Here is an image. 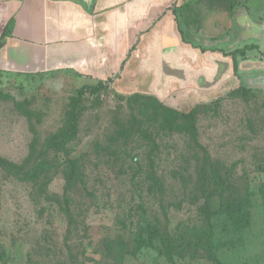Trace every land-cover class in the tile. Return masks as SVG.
Wrapping results in <instances>:
<instances>
[{
	"label": "rangeland",
	"instance_id": "1",
	"mask_svg": "<svg viewBox=\"0 0 264 264\" xmlns=\"http://www.w3.org/2000/svg\"><path fill=\"white\" fill-rule=\"evenodd\" d=\"M212 1L222 8L243 0ZM261 71L215 93H178L161 101L180 111L196 107L190 120L198 149L185 132L148 125L145 118L157 103L147 95H123L108 82L98 92H81L88 84L69 73H0L1 264H217L194 242L193 227L209 214L215 238L235 241L218 249L222 262L264 264V90L241 85L262 80L264 86ZM133 117L148 127L136 123V134L113 153L117 144L109 140ZM142 126L156 131V147L141 137ZM55 141L66 146L51 147ZM35 149L47 150L53 165L65 157L84 161L88 187L74 194V221L54 200L65 184L60 168L48 197L20 172L3 169L5 161L23 166ZM151 171L161 178L163 191L150 189ZM216 184L225 185L224 195L252 201L251 223L242 231L234 233L228 218L213 214L219 197L208 199L202 189ZM144 220L159 225L154 238L141 231Z\"/></svg>",
	"mask_w": 264,
	"mask_h": 264
},
{
	"label": "crops",
	"instance_id": "2",
	"mask_svg": "<svg viewBox=\"0 0 264 264\" xmlns=\"http://www.w3.org/2000/svg\"><path fill=\"white\" fill-rule=\"evenodd\" d=\"M1 39V74H75L160 101L211 94L264 71V0H0ZM247 44L259 49L227 54Z\"/></svg>",
	"mask_w": 264,
	"mask_h": 264
},
{
	"label": "trees",
	"instance_id": "3",
	"mask_svg": "<svg viewBox=\"0 0 264 264\" xmlns=\"http://www.w3.org/2000/svg\"><path fill=\"white\" fill-rule=\"evenodd\" d=\"M6 34L7 30H5L3 35ZM2 44L3 42L1 39L0 47L2 46ZM255 48L259 49V46L255 44H247L227 54L232 55L236 60L238 55L245 56L248 50ZM261 54L264 56L263 52H261ZM105 84L106 82L100 81L96 85H84L81 89V92H83V90L98 92L103 88ZM244 87L249 90L251 89L246 86ZM132 95L145 94L136 93ZM147 96L157 103V108L155 109L154 113L147 115L145 118L149 126H152L150 124H154V129L156 131H163L164 129H168L172 132H185L186 134L191 136L190 140L194 144V147L197 149L200 148L196 127L190 120V118L193 117V114L195 113L196 107H191L189 111H180L174 106L165 105L156 97L150 95ZM136 123L139 124L138 126L143 125L148 127V125L144 124L143 121L135 117H133V120L126 122V124L122 123L118 125L116 134L113 135V137L109 140V142H111L112 144H117L112 147L113 153L117 152L118 148L122 146V141L124 144H126L129 142V139H131L133 135L136 134V131L139 129L137 128L138 126L136 127ZM76 124L77 116L75 113H73L71 115L72 138L76 136ZM143 126L141 130V137L147 138L150 143H152L153 147H156L157 136H154V132L156 131L153 130V132H151L149 131V129L143 128ZM49 145L51 147L54 146L62 148L66 146V142L59 144L57 141H55L52 144L49 143ZM96 146L101 147V144L97 143ZM35 151L33 153L31 151L27 162H24L23 166L5 161L8 166H3V169L9 170L10 173L15 174H18L20 172L27 181H33V185L37 188V191L41 195L48 197V186L53 180L55 173L59 170L58 168H60L65 179V184L63 193L58 196L56 195V198L54 200L60 205L62 212L65 213L69 221H74L75 210L72 208V205L75 203L74 194L82 193L83 191L86 192L88 187V176L86 174L84 161L80 157H65L63 161L56 165H53L49 161V153L47 152V150L39 152L35 149ZM196 169H201V172L204 171L205 174V169L203 167H196ZM150 173L151 174H148V176L149 178L153 179V183L151 184L150 189L163 191L165 186H163L161 178L158 177V174H156L155 172L153 174V171H151ZM211 174L214 176L218 173H216L213 169L211 171ZM211 186L212 188L208 187L207 192L206 190L202 188L201 189L207 194L208 199L214 198L216 196L219 197L218 207L214 208L213 214H218L220 216L223 215L224 217L228 218L233 229L232 231H234V233H238L248 227L251 223L250 207L252 205V201L245 195H224L226 188L223 184H216ZM63 204L65 205L64 209H62ZM207 209L211 208L207 207ZM141 222V231H146L149 237L154 238L156 234L160 232V227L155 222L148 220H144ZM193 229L195 231L194 234H196L198 238L197 241H194L197 244L196 247L202 249L206 253L207 257L213 262H216L217 264H227L219 259L217 251L220 248L228 246V244H233L235 241L234 239L228 240L222 237L218 239L215 238V225L212 222L211 215H206L202 219L200 224L194 226ZM166 233L169 244L174 247V238L171 234H169V232L166 231ZM137 242L138 241L135 239V244ZM1 256L2 255H0V264Z\"/></svg>",
	"mask_w": 264,
	"mask_h": 264
}]
</instances>
